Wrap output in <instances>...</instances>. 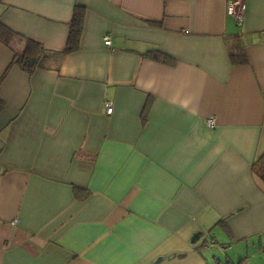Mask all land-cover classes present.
Returning <instances> with one entry per match:
<instances>
[{"label":"crops","instance_id":"obj_1","mask_svg":"<svg viewBox=\"0 0 264 264\" xmlns=\"http://www.w3.org/2000/svg\"><path fill=\"white\" fill-rule=\"evenodd\" d=\"M228 1L0 0L45 49L0 41V264H264V0Z\"/></svg>","mask_w":264,"mask_h":264},{"label":"trees","instance_id":"obj_2","mask_svg":"<svg viewBox=\"0 0 264 264\" xmlns=\"http://www.w3.org/2000/svg\"><path fill=\"white\" fill-rule=\"evenodd\" d=\"M82 17L83 8L79 5H74L68 21L66 41L62 50L64 53L73 51L77 48L78 38L81 32ZM0 41L9 45L11 47L10 49L13 51L10 65L15 64L26 73H31L39 65L41 56L45 50L42 44L36 39L26 37L14 30H10L1 23ZM15 41L22 44L19 50L11 46L10 42ZM148 55L166 64H171L173 62L171 57L157 50L149 52ZM228 57L231 63L245 62L243 47L238 40L228 45ZM250 171L252 175L264 185V151L252 159Z\"/></svg>","mask_w":264,"mask_h":264},{"label":"built area","instance_id":"obj_3","mask_svg":"<svg viewBox=\"0 0 264 264\" xmlns=\"http://www.w3.org/2000/svg\"><path fill=\"white\" fill-rule=\"evenodd\" d=\"M245 10V4L242 0H229L225 6V12L232 17L236 25H240L243 20ZM104 45L109 44L108 36H104L102 39ZM104 109L106 113L111 112V103L109 101L104 102ZM207 126L214 125V119L212 117H207L204 120Z\"/></svg>","mask_w":264,"mask_h":264},{"label":"rangeland","instance_id":"obj_4","mask_svg":"<svg viewBox=\"0 0 264 264\" xmlns=\"http://www.w3.org/2000/svg\"><path fill=\"white\" fill-rule=\"evenodd\" d=\"M187 252H190V250H189V249H187ZM212 263H213V261H212ZM221 263H222V264H224L222 260H221Z\"/></svg>","mask_w":264,"mask_h":264}]
</instances>
